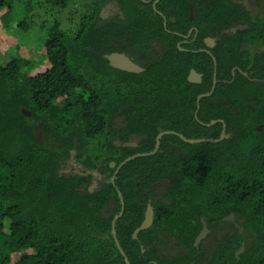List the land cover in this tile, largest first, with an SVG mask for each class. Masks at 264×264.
<instances>
[{"label": "trees", "instance_id": "1", "mask_svg": "<svg viewBox=\"0 0 264 264\" xmlns=\"http://www.w3.org/2000/svg\"><path fill=\"white\" fill-rule=\"evenodd\" d=\"M12 1L0 0V10ZM44 1L57 10L74 3ZM107 1L84 6L73 36L56 24L48 30L45 71L28 77L34 65L18 55L0 63V264H264V53L241 48L264 43V15L252 20L241 4L209 0L189 21L187 3L196 0H160L156 8L175 17L164 27L149 4L116 0L124 19L106 22L99 12ZM240 16L246 27L211 49L217 78L228 81L197 102L211 88L212 57L180 49L182 37L165 28L194 25L196 40L180 47L197 48ZM123 46L158 55L140 73L111 67L103 55ZM233 66L248 75L231 78ZM190 68L201 83L187 80ZM165 131L214 140L163 133L156 152L118 167L153 151ZM69 158L104 179L89 191L90 175L61 174ZM147 202L152 224L132 238ZM230 213L234 221L224 219ZM202 220L208 232L194 245Z\"/></svg>", "mask_w": 264, "mask_h": 264}, {"label": "rangeland", "instance_id": "2", "mask_svg": "<svg viewBox=\"0 0 264 264\" xmlns=\"http://www.w3.org/2000/svg\"><path fill=\"white\" fill-rule=\"evenodd\" d=\"M232 1L242 3L252 20H256L258 15H264V0ZM88 2L90 0H74L75 6L70 2L64 10H57L44 0H13L9 8L0 10V63L5 64L11 56L18 55L34 65L27 71L28 77L45 71L49 65L45 63L43 42L48 30L56 24L60 31L75 35L81 12L89 5ZM242 48L251 55L264 53L262 42H244ZM97 143V140L91 142L86 150L93 152ZM61 170L63 173L83 171L79 162L72 158L61 167ZM169 248V252L175 250L171 246Z\"/></svg>", "mask_w": 264, "mask_h": 264}, {"label": "flooded vegetation", "instance_id": "3", "mask_svg": "<svg viewBox=\"0 0 264 264\" xmlns=\"http://www.w3.org/2000/svg\"><path fill=\"white\" fill-rule=\"evenodd\" d=\"M141 2L145 3V4H149L150 7L153 9V11L159 15L162 19V25L164 27L167 26V23L168 21L174 23L175 22V17L174 16H169L168 13L171 12L172 9H167L165 11L161 10V9H158L156 8L157 7V4H159L160 0H140ZM209 0H196V1H189L187 3V7H188V20L191 21L193 19V15H194V8H195V4L196 3H203V5H206V3H208ZM232 1V0H231ZM234 4H241L242 7L243 4L240 3V2H234L232 1ZM245 8V7H244ZM102 11V12H101ZM248 11V10H247ZM100 14H102L104 17H101ZM99 17L101 20H104L106 22H109L111 20H114V19H120V20H123L124 19V15L122 13V7L119 5V3H117L116 0H108L101 8H100V12H99ZM99 25L102 24L101 21L98 22ZM244 27H246V25L244 24V19L241 18V16L237 19V21H235L234 23H232V25L230 27H219L220 29H214L213 32H210L209 35H206L202 38V45H200L199 47L197 48H193V47H190V48H181L180 45L181 44H184V43H192L196 40V37H197V33H198V30L197 28L194 26V25H190L187 29H185V33H182L178 30H174V29H167L165 28L168 32L170 33H174L176 34L177 36H180L182 37V40L180 41H177L176 43V46H178L180 49H183V50H188V51H192V52H205L207 53L208 55H210L212 57V60H213V71H212V76H211V88L208 92H205V93H202V94H199L197 96V102L198 100L203 97V96H209L212 91L214 90L217 82H227L228 80L226 78H224V75L222 74L221 77L218 79L217 76H216V62H215V58L214 56L212 55L211 53V49H213L216 44H217V41L219 39H222V38H225L226 36H229L233 33H235L237 30L239 29H243ZM212 33L214 35H212ZM243 45V44H242ZM242 45H241V48H242ZM243 49V48H242ZM158 50L157 49H152L150 51H146V52H142V51H139L135 48H130V47H127V46H123V47H120L118 50L116 51H112L108 54H104L103 56L107 59V56L112 54V53H116V54H122L124 55L127 59H129L132 63H134L135 65L138 66V68H140L139 71L137 72H132V73H140L144 70L145 66L148 65V63H150L154 57H156L158 55ZM108 60V59H107ZM108 63H109V60H108ZM110 65V64H109ZM111 66V65H110ZM113 67V66H111ZM113 68H116V67H113ZM116 69H119V68H116ZM122 70V69H120ZM235 70H238L242 75L244 76H247L248 73L244 72V71H241L237 66H233L231 67L230 69V75H231V78H233L235 76ZM126 71V70H124ZM191 71H194L196 74H198L200 77L199 81L198 82H195V83H201L202 82V77H203V74L196 71L194 68H190L189 69V72H188V75H187V80L189 82H191L189 80V78L191 79H194V77H190V73ZM127 72H130V71H127ZM253 71L250 72V74H252ZM196 80V79H195ZM252 80L256 81L258 79L256 78H252ZM193 83V82H191ZM212 122H215V121H212ZM224 125L222 126V129L221 131L224 129ZM221 134V133H220ZM133 144L132 147H135L136 146V142L134 141H126V142H123L122 145L124 146H128L127 144ZM114 144L115 145H120V142L118 139L114 140ZM159 146V145H158ZM128 147H131V146H128ZM70 156L72 157L73 156V153L72 152H69ZM138 154V153H137ZM71 158L69 159H66L65 163L70 160ZM124 161V160H123ZM64 163V164H65ZM109 166L111 168H114L115 167V163L114 161H109L108 162ZM113 164V165H112ZM63 166V165H62ZM80 167H82L83 171L81 172H78L84 176H87V175H90L91 176V180H90V183L87 185L88 186V190L91 191L93 188L97 187L98 183H100L102 181V179H104L105 175L106 174H101L99 171L95 170L94 171L96 173H94L93 170H90L88 168H85L83 167L81 164H80ZM80 169V168H79ZM81 170V169H80ZM62 171V170H61ZM74 171H69L68 173H65V174H76V172ZM63 172H61L62 174ZM116 173V171L114 172ZM97 174V175H96ZM114 179V174L112 175V177H110V181L112 182ZM95 183V184H94ZM160 187H157L156 188V191L159 193L161 190ZM118 196L120 197V200H121V196L118 192ZM123 205V201L121 200V206ZM150 205V202H147L146 204V207H145V210L143 212V219L142 221L144 220V217H145V213L147 211V206ZM123 210V208H122ZM151 210H152V220H153V208L151 206ZM120 211H121V207H120ZM122 213V212H121ZM120 212L115 216V217H118L120 216ZM114 219V218H113ZM113 221L115 220H112L111 222V225L113 226L114 228V225H113ZM142 221L140 222V224L138 225V227L141 225ZM152 224V222H151ZM136 227L134 229V231L138 228ZM148 228V227H147ZM146 228V229H147ZM112 229V228H111ZM144 230V229H142ZM114 231V229H113ZM134 231L132 233V238H136L137 236V232L135 234V237H133L134 235ZM141 231V230H140ZM111 233H112V230H111ZM113 234V233H112ZM114 235V234H113ZM169 248H167L168 250Z\"/></svg>", "mask_w": 264, "mask_h": 264}, {"label": "water", "instance_id": "4", "mask_svg": "<svg viewBox=\"0 0 264 264\" xmlns=\"http://www.w3.org/2000/svg\"><path fill=\"white\" fill-rule=\"evenodd\" d=\"M102 12V11H101ZM101 17H104L102 14H100ZM107 59L109 60V64L113 67H116V68H119V69H122V70H126V71H130V72H137L140 70V68H138L137 65H135L134 63H132L129 59H127L124 55L122 54H116V53H112L110 55L107 56ZM190 77H194V79H190L189 80L193 83L195 82H198L199 81V75L196 74L194 71H191L190 73ZM196 79V80H195ZM24 113H26L27 115H29V111H23ZM213 123V122H212ZM163 133H173V134H177L176 132L174 131H165V132H160L157 136H156V142H155V146H154V149L153 151H151L150 153H138V154H134L132 156H129L127 157L124 161L121 162V164L118 166L120 167L122 164H124L125 162L131 160L132 158L136 157V156H143V155H147V154H151V153H154L156 152L157 148H158V145H159V139L160 137L163 135ZM34 139L39 142V143H43V135H42V130L41 128L36 125L34 127ZM179 135L180 138H182L184 141L186 142H189V143H195V142H200V141H213L214 139H205V138H198V139H186L184 138L181 134H177ZM225 136L224 134V129L221 131V134L219 135L218 139L216 140H220L222 139L223 137ZM128 146H132L133 144H127ZM113 165V164H112ZM122 208H123V205L121 206V211H120V214L122 212ZM117 217H115L113 220H115ZM225 220L227 221H234V214L233 213H230L229 215L225 216L224 217ZM114 222V221H113ZM151 222H152V210H151V206L148 205L147 206V211L145 213V217H144V220L142 221L141 225L134 231V235L133 237H135V234L142 230V229H146L147 227H149L151 225ZM202 223H203V228L201 230V232L197 235V237L195 238V241H194V245H197L199 243V241L205 237V235L207 234L208 232V229L206 228V225H205V222L202 220ZM114 225V223H113ZM238 226V225H237ZM239 227V230L242 231V227L238 226ZM112 233L114 234V231H113V226H112ZM119 247V246H118ZM244 247H243V244H241V246L239 247V249L236 251L235 255L238 256L239 253H241L243 251ZM126 260V264H128V261L127 259L125 258Z\"/></svg>", "mask_w": 264, "mask_h": 264}]
</instances>
